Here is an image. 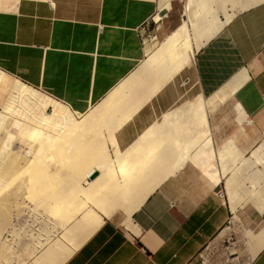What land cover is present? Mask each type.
Wrapping results in <instances>:
<instances>
[{"label":"crops","instance_id":"crops-1","mask_svg":"<svg viewBox=\"0 0 264 264\" xmlns=\"http://www.w3.org/2000/svg\"><path fill=\"white\" fill-rule=\"evenodd\" d=\"M172 1L167 11H160V0H0L1 111L33 125L42 123L50 113L51 107L34 97L14 92L15 83L37 94L45 93L38 95L66 106L76 116L95 110L115 88L146 68L148 55L142 36L150 22L156 23L157 14L166 13L160 15L164 19L168 16ZM195 50L191 62L133 114V100H124V110L111 119L121 122L116 123L113 135L123 155L132 153V146L146 135L148 143L144 144L147 148L142 144V155H160L164 150L161 159L163 155L170 158L179 148L153 151L147 133L152 132L150 136L156 139L161 134L162 140L165 133L173 134V128L167 132L160 128L165 115L197 97L209 99L230 93L216 108L219 110L208 114L210 146L192 149L186 163L178 165V172L171 164L174 162L166 165L175 173L145 198L136 197L132 207H120L121 211L118 206L109 215H92L95 224L98 217L101 224L89 221L85 214H91L86 211L78 214L66 227L71 228L67 235L78 238V247L61 264H192L199 251L217 238L232 239L240 256L246 254L241 249L246 234L252 235L253 249L258 245L257 239L264 232V211L254 201L233 209L224 193V179L210 164L211 149L229 139L245 149L243 136L249 132L264 135V1L238 12ZM230 108L237 112V123L246 122L248 132L218 130L220 115ZM174 126L172 121L170 127ZM157 154L156 158L160 157ZM161 166L158 169L164 171L166 166ZM217 191H223L224 196L218 197ZM82 216L94 229L80 224ZM75 224L84 234L77 236L80 229ZM248 257L249 264H264V245Z\"/></svg>","mask_w":264,"mask_h":264},{"label":"bare ground","instance_id":"bare-ground-1","mask_svg":"<svg viewBox=\"0 0 264 264\" xmlns=\"http://www.w3.org/2000/svg\"><path fill=\"white\" fill-rule=\"evenodd\" d=\"M239 1L243 2L240 3ZM262 1L231 0V3L233 5L241 4L239 9L244 10ZM210 2L211 0H188L184 6V16L187 19H183L179 25L177 24L178 26L174 30L169 32L164 39L162 38L163 41L159 43L158 48L148 54L145 61L146 68L130 76L123 84H119L120 86L115 88L112 93L110 92V96L105 98L102 101L103 103L101 102L95 110L85 115L76 116L66 106L43 98L38 95L40 93L37 94L32 89L15 83L14 92L31 96L30 98L34 97L43 106L51 107V111L45 115L42 123L33 125L7 115L1 111L2 108L0 109V264H61L72 250L78 247L79 241L75 237L76 235L74 237L71 236L72 234L70 236L67 235V233L71 232L70 227L72 226L69 227V232L66 230L67 225L78 214L86 211L91 214L86 215L83 212L88 217L87 219L94 222L91 218H93L92 215L97 217V212L109 215L118 206L119 208L126 205H128V208L132 207L131 202L133 203L136 197L145 198L157 185H160L169 175L175 173L173 172V167H170L171 165L169 167L166 165L174 162L171 163L172 166L176 165L174 170L176 171L177 168L181 169L179 164H183L192 149L198 146H210V141L208 140L211 133H209L210 129L208 130L210 128L207 123L208 114L222 104L230 93L224 92L211 96L209 99L197 97L184 103L171 114L165 115L160 128L164 129L165 132L173 128V134L168 136L165 133V138L162 140L159 139L161 134L158 135V139L154 136L153 138L155 139H153L150 136L152 132L147 133L151 138V143L149 142L148 146L149 148L152 147L153 151L164 147L179 148V150L175 149L178 153L179 151H184L183 155L176 157L179 154L170 149L175 155L174 160V158H171L173 153L171 154L170 158L172 161H170L169 155L164 157V150L159 153L160 155L164 153L162 159L156 153L159 152L158 150L155 152L157 156H160L158 158H156L154 152H151L153 156L149 154V156H146V154L142 155L141 150L145 149L144 147L146 146L144 144L148 143L146 135H144L145 138L143 137L144 141L143 138H140L132 146L134 149L130 152L134 156L129 151V154L126 151L125 155H123L118 150L113 135L116 130L115 127H118L116 123L121 124V122H117L114 119V123L111 120L118 112L124 110L122 107L125 101H131L128 99H132L134 103L131 109L132 114L147 103L152 96H155L161 88L189 63L194 47L197 50L203 40L209 39L233 18L232 15L225 14L224 20H219ZM169 3L170 0H160V11L168 9ZM198 13L200 16H196ZM163 19L164 16L162 17L159 14L154 17V21ZM1 77L2 73L0 72V79ZM128 96L129 98H127ZM111 121L113 122L112 124ZM172 121L176 122V126L170 127ZM124 122L122 121V123ZM11 130H14V132L12 133ZM14 139H17L20 145L17 150L11 149V141ZM142 144L144 147H142ZM110 146L114 149L113 156L109 154L110 150L108 151ZM152 148L149 150L152 151ZM165 151L168 152L169 150ZM137 152L141 153L138 154ZM160 160L164 161L165 164L159 162ZM48 161L58 164L60 170L57 167L45 170L48 167L46 168L44 165ZM49 162L48 164L51 166L52 164L50 165ZM158 162L160 166L157 165ZM214 162L219 166L218 173L220 178L225 181L226 195L233 209L241 205V203L245 204L246 201L250 200L254 201L261 211H264V143L259 144L257 148H252L245 155L239 150L235 142L229 139L215 150ZM133 163L136 165H133ZM151 164H155L156 167ZM162 164L166 166L164 171L160 170L163 167L161 166ZM61 170H63V173L65 172L64 176L61 174ZM66 172L68 173L66 174ZM93 173H97V176L90 180V176ZM151 181L157 183L149 185ZM21 196L30 197L31 199L32 197H41L43 199L40 201L41 203L37 202L34 206L33 204H31L32 206L26 204L28 206V214L29 212L38 213V211L41 214H38L39 218L34 214L35 219L31 218L29 225L32 224L34 226V222L35 225H38L39 222H49L48 225L46 224L47 228H44L45 230L43 229V231H41V224L38 226L40 228H37L40 230L36 231L33 229L35 232L32 231L34 233L33 239H31L35 242L30 240L32 244L31 242L29 244L32 247H28V242L24 244L21 240L24 237L21 229L18 234L15 231L17 228L13 230V227L8 230L7 227L10 222L13 224L11 221V207H16L15 210H17L14 211L17 212L20 210L18 206H22L25 202H21L20 199L22 198H20L19 201L22 204H19L18 198ZM242 197H246L244 202H242ZM27 198H24V200ZM120 210L122 211L121 208ZM129 212L126 210V213L129 214ZM24 213L26 212L24 211ZM18 216L21 217L20 213ZM18 216L15 217L18 218ZM83 217H80L82 220L78 219V221L81 220L80 224L84 222L83 219L85 217ZM87 219L85 220L86 222L88 221ZM97 219L99 220L97 221ZM89 221L87 223L84 222L82 225L91 223ZM95 221H97V225L101 224L99 223L101 221L99 217ZM76 223L79 224V222ZM94 224H88L87 226L89 227L90 225L92 227L91 225ZM17 225L19 224L17 223L15 226L17 227ZM42 225L45 227L44 224ZM76 227L78 230L81 228L77 225ZM87 228L86 230H89ZM92 228L94 229V227ZM62 229H65L64 235H61L62 238H57L56 241L50 243V232L53 233V230L56 232L55 230L60 231ZM72 229L74 230V227ZM82 229L79 230L80 233L77 236L81 235ZM27 231H29L28 235H30L31 231L28 228L24 231V234ZM251 237L252 235L249 234V238ZM258 240L259 243L256 248H252L251 256H254L264 245V232L260 234ZM45 244L48 245L47 249L38 257H33V261L28 263L35 251L39 248L41 249Z\"/></svg>","mask_w":264,"mask_h":264},{"label":"rangeland","instance_id":"rangeland-1","mask_svg":"<svg viewBox=\"0 0 264 264\" xmlns=\"http://www.w3.org/2000/svg\"><path fill=\"white\" fill-rule=\"evenodd\" d=\"M156 1V0H155ZM219 1V2H218ZM264 1V0H263ZM187 2H188V0H173L172 2H171V10L168 12V16L165 18V19H163V20H159V22L158 21H156V23L154 22H150V24H149V26H148V29H146L145 31H144V34H143V36H142V42H143V45H144V51H145V54H146V56L148 55V54H150V53H152L156 48H157V46H158V44L160 43V42H162L163 41V39L165 38V36L166 35H168L169 34V32H171L172 30H174L175 29V27L176 26H178L180 23H181V21L183 20V19H187V17L186 16H184V6H185V4H187ZM240 3L241 2H243V1H239ZM212 3V8L216 11V13H215V15H216V17L220 20V19H223L224 20V18H225V14H227V15H232L233 17L238 13V12H240V11H242V10H240L239 8H240V6H241V4H239V5H237V4H235V5H233L232 3H231V0H211V2H210V4ZM196 16H200V14L198 13V14H196ZM220 17V18H219ZM178 24V25H177ZM172 27V28H171ZM163 30H165V31H163ZM168 30V31H167ZM162 32V33H161ZM164 32V33H163ZM162 35H161V34ZM163 38V39H162ZM146 58V57H145ZM144 58V59H145ZM40 93H42V94H45V93H43V92H41V91H39ZM217 110H219V109H217ZM216 110V111H217ZM215 113V111L213 112V114ZM220 113L222 114V111H220L219 113H217L216 115L218 116V115H220ZM228 115V116H227ZM220 116H222V118H220L219 120H218V123H217V125H218V130L219 131H221V132H227V134H230V133H232V132H235V131H243L244 130V132L245 131H247L248 132V128H247V126H246V122H242V123H237L236 122V116H237V112L235 113L234 111H233V109H228V111L224 114V115H220ZM224 116V117H223ZM216 125V126H217ZM242 129V130H241ZM12 131V133L14 132V130H11ZM243 138H244V140L242 141V142H244V146H245V149H241L240 147H238L239 148V150L241 151V152H243L245 155H247L251 150H252V148H257L258 146H259V144H261V143H264V135L263 134H259V133H248V136H243ZM208 141H210L211 142V137L209 138V140ZM17 142V143H16ZM11 143H12V145H11V149H13V150H17V148H19V144H18V140L17 139H14L13 141H11ZM15 148V149H14ZM218 148V147H217ZM217 148H215V149H211V153H212V155H213V162L210 164V166L212 167V169H213V171L214 172H216V170H218L219 169V166H217V164L214 162V159H215V150L217 149ZM49 162V161H48ZM48 162H45V165H44V167L46 166V168L47 169H45V170H50L51 168L52 169H55L54 167H57V169H59L60 170V166L58 165V164H56V163H50V165L51 166H49V164H48ZM48 164V165H47ZM55 164V165H54ZM43 168V167H42ZM261 168V167H260ZM264 169V168H263ZM61 172V174L63 175H65V172L63 173V170H61L60 171ZM59 172V173H60ZM68 172H66V174H67ZM63 175V176H64ZM218 175H219V173H218ZM66 177V176H65ZM223 186H225V185H223ZM223 188V187H222ZM224 192H225V190H224ZM38 197V196H37ZM247 197V196H246ZM246 197H242L243 199H242V202H244V200H246ZM20 198H22V199H20ZM24 198H27V197H19L18 198V202H19V204L21 203V202H23V201H25L23 204H22V206H26V204H28V206H32L31 204H33V206H34V204H36L37 202H39V203H41L40 201H42L43 199L41 198V197H38V198H34V197H32V199L30 198V200H29V198H27V199H25L24 200ZM248 198V197H247ZM19 199H20V201H19ZM34 199V200H33ZM41 199V200H40ZM27 200V201H26ZM36 200V201H35ZM39 200V201H38ZM250 201V200H249ZM17 202V203H18ZM33 202V203H32ZM246 202H248V201H246ZM242 204V203H241ZM22 206H18V209L20 208V210H18V211H20L19 213H20V215H21V217L20 216H18L19 215V213H18V211L17 212H15L16 210H15V208L16 207H14L13 206V208L11 207V221H12V223L14 224H11V222H10V224H9V226H7L8 227V230H10V228H13V230L15 229V228H17L15 231H16V233H18L19 234V230L21 229V232H23V235H24V237H22V235H20L22 238H21V240L23 241V243L25 244V243H27L28 244V247L30 246V247H32V245H29L30 244V242H31V244H32V241L33 242H35L34 240H32L33 239V233L35 232L34 230H40V229H37V228H42V230L41 231H43V229L44 228H47V226H46V224L48 225V223L46 222H39L38 223V225H35V222H34V226L31 224V225H29V223H31L30 222V220H32V219H35V217H34V214H35V216H39V215H41L40 214V212L38 211V213H32V212H29V214H28V206H26V207H22ZM239 206V205H238ZM22 207V208H21ZM25 208H27V209H25ZM15 210V211H14ZM23 211V213L21 214V212ZM24 211L26 212V213H24ZM16 213H18V214H16ZM31 213V214H30ZM24 214V215H23ZM37 214V215H36ZM39 214V215H38ZM30 217V216H32V217H28V216ZM18 216V218H16V217ZM22 216H26V217H22ZM29 218V220H28V218ZM42 217V216H41ZM16 218V219H15ZM21 218V219H20ZM32 218V219H31ZM39 218V217H38ZM41 220H43L42 218H40ZM45 219H47V218H45ZM19 220V221H18ZM24 220V221H23ZM40 220V221H41ZM29 221V222H28ZM46 221V220H45ZM19 224V225H17V227L15 226L16 224ZM21 223V224H20ZM23 223V224H22ZM28 225H27V224ZM24 224H25V226H24ZM42 224H44L45 225V227L43 226H41ZM12 225V227H10ZM40 225V227H38ZM51 225V224H50ZM20 226V227H19ZM26 226H28V227H26ZM34 228H33V227ZM21 227H23V228H21ZM30 227H32V228H30ZM29 229L30 231H31V233H30V235H28L29 234V231H27L26 232V234H24L25 232L24 231H26V229ZM36 228V229H35ZM25 229V230H24ZM32 229V230H31ZM34 229V230H33ZM50 229V228H49ZM17 230H18V232H17ZM23 230V231H22ZM45 230V229H44ZM32 231H34L33 233H32ZM50 231H52V230H50ZM56 232H54V230H53V233L52 232H50V238L51 239H49V242L51 243V242H54V241H56L57 240V238H59V236H60V231L59 230H55ZM21 232H20V234H21ZM31 234H32V236H31ZM54 234V235H53ZM27 235V236H26ZM31 236V237H30ZM246 236H247V239H245V244L243 243V246H241V249L244 251V250H246V254L243 256L242 255V253H241V256H240V254H238L237 252H236V246H234L233 244H232V239H229V238H223V239H221V238H217V239H215V240H212L211 242H209L208 244H206L200 251H199V253H198V255L196 256V258L194 259V261H193V263L192 264H249V257H248V255H250L251 254V252H252V243H251V241H250V238H249V235H247L246 234ZM27 237V238H26ZM30 238V239H29ZM32 238V239H31ZM28 240V241H27ZM30 240H32V241H30ZM25 241V242H24ZM47 247H48V245L47 244H45V245H43L42 247H41V249L39 248V249H37V251H35V254L28 260V263H31L32 261H33V257H38L39 255H41V253H43L44 252V250L45 249H47Z\"/></svg>","mask_w":264,"mask_h":264},{"label":"water","instance_id":"water-1","mask_svg":"<svg viewBox=\"0 0 264 264\" xmlns=\"http://www.w3.org/2000/svg\"><path fill=\"white\" fill-rule=\"evenodd\" d=\"M160 15H165V13H160ZM97 175L95 173H93L91 176H90V180H93Z\"/></svg>","mask_w":264,"mask_h":264},{"label":"built area","instance_id":"built-area-1","mask_svg":"<svg viewBox=\"0 0 264 264\" xmlns=\"http://www.w3.org/2000/svg\"><path fill=\"white\" fill-rule=\"evenodd\" d=\"M217 195H218V197H223L224 195H223V191H218V193H217Z\"/></svg>","mask_w":264,"mask_h":264}]
</instances>
